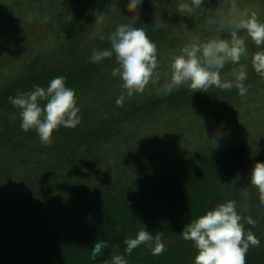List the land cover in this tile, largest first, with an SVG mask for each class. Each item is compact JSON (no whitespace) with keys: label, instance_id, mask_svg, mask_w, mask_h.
<instances>
[{"label":"trees","instance_id":"trees-1","mask_svg":"<svg viewBox=\"0 0 264 264\" xmlns=\"http://www.w3.org/2000/svg\"><path fill=\"white\" fill-rule=\"evenodd\" d=\"M15 1L27 10L31 0ZM92 2L70 16L53 9L47 30L52 41L31 48L19 64V56L7 54L18 66L11 77L0 75V264H111L113 254L124 255L128 264H194L198 250L180 233L186 224L229 199L237 201L238 213L256 222L244 225L260 240L259 247L249 248L246 264H264V225L240 194L246 189L260 204L250 173L264 151L251 154L242 144L202 149L194 139L167 158L168 152L156 156L152 148L144 152L141 141L147 136L137 135L138 122L150 121L164 108L194 102L202 107L201 113L212 104L221 111L223 101L240 95L238 89L192 92L181 86L162 96L158 90L170 79L168 73L159 84H149L142 94L128 98L122 80L111 76L118 66L115 54L100 63H92L90 57L94 49H109V34L130 21L129 0ZM158 2L142 0L133 25L143 27L156 45L170 34L173 18L181 17V12L166 6V0ZM213 2L217 0H205L206 5ZM157 8L167 27L154 30ZM99 12L106 14L102 24H96ZM0 50L5 51L3 46ZM261 50L264 46L256 52ZM247 72L244 83L249 89L259 75L254 69ZM57 76L66 77V86L75 90L81 123L74 128L60 126L53 132V144L45 146L35 130L21 129L20 110L8 97L37 85L47 88ZM122 93L125 99L118 106ZM40 103L43 107L45 102ZM124 137L133 143L127 154L136 161L145 159V153L153 155L146 167L110 155L111 147ZM260 158L264 162V155ZM140 224L153 235L163 233L162 255L154 256L146 245L131 255L125 253L124 240L135 238ZM98 240L107 242L108 248L93 260L91 249Z\"/></svg>","mask_w":264,"mask_h":264},{"label":"clouds","instance_id":"clouds-1","mask_svg":"<svg viewBox=\"0 0 264 264\" xmlns=\"http://www.w3.org/2000/svg\"><path fill=\"white\" fill-rule=\"evenodd\" d=\"M141 3L142 0H129L127 8L131 13L130 21L117 26L109 34V49H94L90 57L92 63H100L115 54L118 66L112 69L111 76H118L122 80L121 86L128 98L142 94L149 84L157 83L160 77L156 43L143 27L133 26L139 19ZM203 3L204 0H189L180 3L178 11L191 16ZM213 16L218 19L217 34L206 41L193 38L172 57L170 79L159 88L160 95L168 96L181 86L190 87L192 92H207L212 87L231 90L234 87L240 95L247 93L248 88L244 83L248 76L247 67L240 62L248 55V38L257 47L264 46V22L260 20L257 10L241 7L237 0H231L226 13L218 8ZM105 19V13H96V24H102ZM154 20V30L167 27L160 19L158 8ZM100 39L103 40L104 36L101 35ZM229 63L240 64V67L231 72V79H225L222 69ZM251 63L254 71L264 78V50L255 52ZM8 99L20 110L21 129L25 132L35 130L45 146L53 144V132L60 126L74 128L81 123L76 92L66 86L64 76L53 78L47 88L37 85L32 91H18L16 96H9ZM124 99L125 94L122 93L116 104L122 106ZM41 101L45 102L43 107ZM212 141L215 144L217 142L215 139ZM232 184L235 185L236 181ZM250 184L258 190L260 204L264 206V162L255 163L250 173ZM240 194L244 198L250 195L246 189L240 190ZM245 223L255 226L256 222L238 213L237 201L229 199L186 224L180 234L184 240L193 242L198 250L194 264H246L249 248L259 247L260 240L245 229ZM162 235V232L153 235L146 230L145 225L140 224L135 238L124 240L125 253L131 255L133 249L146 245L151 247L154 256L162 255L166 251ZM107 248V242L98 240L91 249L90 258L95 260ZM111 264L128 262L124 255L113 254Z\"/></svg>","mask_w":264,"mask_h":264},{"label":"rangeland","instance_id":"rangeland-1","mask_svg":"<svg viewBox=\"0 0 264 264\" xmlns=\"http://www.w3.org/2000/svg\"><path fill=\"white\" fill-rule=\"evenodd\" d=\"M92 1L51 0L49 3L45 0H31L26 10L15 5L18 1L0 0V48L3 46L5 50L3 52L0 50V75L6 78L11 77L18 66L17 62L13 64L7 54L12 55L13 52L15 56H19V64L26 54L30 53L31 48L37 49L43 41L46 43L52 41V35L47 30L50 27V15L55 9L69 16L75 15L86 10L87 6L93 3ZM154 1L159 5V0ZM184 2L189 0H166V6L173 8L175 13L178 11V5ZM230 2L231 0H217L216 4L213 2L206 5L204 0L202 7L196 9L191 16L181 13L180 18H173L168 25L170 34L164 40L157 42L159 62L157 71L160 74L158 84L170 73L171 57L178 54L184 45L193 38L206 41L217 34L218 19L213 16V12L219 8L226 13ZM237 3L241 7L257 10L260 20L264 22V0H237ZM26 4L28 3H25V6ZM241 35L246 34L241 33ZM259 48L250 38L247 39L248 55L240 62L247 67V71L253 69L251 58ZM240 64H227L222 69L223 77L226 79L227 75L240 67ZM249 87L245 95H236L230 100L223 101L221 111L212 104L206 106L201 113L202 107H198L194 102H187L179 108H164L150 121L145 119V123L140 118L142 121L138 122L140 131L137 135L147 136L141 141L143 151L146 152L152 148L155 156V153L168 152L169 154L166 155L168 158L174 149L180 151L184 146L190 145V141L194 139L197 140L195 144L202 149L209 147L224 149L230 145L242 144L249 148L251 154L264 151V78L259 76L257 80L251 82ZM151 134L152 136H149ZM123 139L124 141H119L113 145V148L111 147L110 155L112 154V157L114 155L119 160L125 156L129 163L137 162L136 166L146 167L153 155L145 153V159L142 156L140 162L136 161L134 156L127 154L129 147L133 144L131 139L125 137ZM213 139L217 141L216 144L212 141ZM134 147L139 146L135 144ZM143 151H141L142 155ZM263 155L257 156L256 159L261 162L263 159L260 157ZM255 192L258 190L255 189ZM255 199V196L249 195L248 198H244V202L246 205L248 202L256 209L255 215L259 218L258 222L264 225V206L257 204L258 200Z\"/></svg>","mask_w":264,"mask_h":264}]
</instances>
